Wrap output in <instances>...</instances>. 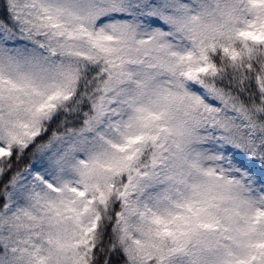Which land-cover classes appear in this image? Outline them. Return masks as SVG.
<instances>
[{"label":"snow or ice","instance_id":"1","mask_svg":"<svg viewBox=\"0 0 264 264\" xmlns=\"http://www.w3.org/2000/svg\"><path fill=\"white\" fill-rule=\"evenodd\" d=\"M0 264H264V0H0Z\"/></svg>","mask_w":264,"mask_h":264}]
</instances>
